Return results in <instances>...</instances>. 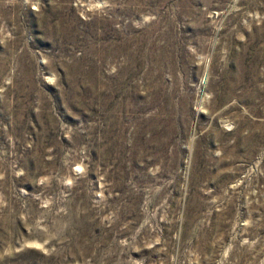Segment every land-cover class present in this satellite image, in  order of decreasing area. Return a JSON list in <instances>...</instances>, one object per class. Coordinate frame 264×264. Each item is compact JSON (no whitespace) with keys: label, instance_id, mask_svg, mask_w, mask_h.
Instances as JSON below:
<instances>
[{"label":"rangeland","instance_id":"rangeland-1","mask_svg":"<svg viewBox=\"0 0 264 264\" xmlns=\"http://www.w3.org/2000/svg\"><path fill=\"white\" fill-rule=\"evenodd\" d=\"M0 264H264V0H0Z\"/></svg>","mask_w":264,"mask_h":264}]
</instances>
